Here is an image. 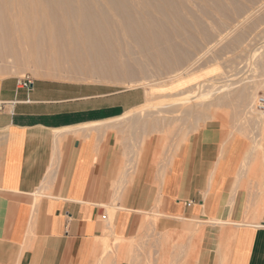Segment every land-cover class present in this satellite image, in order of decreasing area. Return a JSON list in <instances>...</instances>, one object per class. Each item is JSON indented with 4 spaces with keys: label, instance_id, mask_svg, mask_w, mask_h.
I'll return each mask as SVG.
<instances>
[{
    "label": "crops",
    "instance_id": "obj_1",
    "mask_svg": "<svg viewBox=\"0 0 264 264\" xmlns=\"http://www.w3.org/2000/svg\"><path fill=\"white\" fill-rule=\"evenodd\" d=\"M18 78L0 76V264H140L119 250L155 210L159 232L201 227L190 264H264V218L244 221L249 138L207 126L139 162L113 120L143 96Z\"/></svg>",
    "mask_w": 264,
    "mask_h": 264
},
{
    "label": "rangeland",
    "instance_id": "obj_2",
    "mask_svg": "<svg viewBox=\"0 0 264 264\" xmlns=\"http://www.w3.org/2000/svg\"><path fill=\"white\" fill-rule=\"evenodd\" d=\"M129 1L0 0V76L47 78L143 96L135 113L113 120L123 126V140L135 146L139 162L149 156L166 164L186 139L207 126L249 138L250 154L241 170L248 191L244 221L260 222L264 112L255 103L264 87V0ZM143 7L151 9L147 15ZM141 15L161 24L143 23ZM113 19H125L127 34L133 29L124 38L132 42L129 47L117 38L121 33ZM77 21L83 24L82 36L73 34ZM144 28L154 30L148 38L157 41L155 49L139 39ZM159 214L155 210L145 232L123 245V258L135 249L140 264H178L180 254L184 259L195 249L200 226L193 232L162 233ZM193 259L189 255L183 264Z\"/></svg>",
    "mask_w": 264,
    "mask_h": 264
},
{
    "label": "bare ground",
    "instance_id": "obj_3",
    "mask_svg": "<svg viewBox=\"0 0 264 264\" xmlns=\"http://www.w3.org/2000/svg\"><path fill=\"white\" fill-rule=\"evenodd\" d=\"M128 1H129V0H128ZM129 2H130V1H129ZM136 2H138V1H136ZM143 2H144V0H143ZM20 3H21L20 5H22V7H23L24 3H23V2H20ZM133 3H134V2H133ZM139 3H140V2H139ZM144 3H145V2H144ZM127 4H128V3H127ZM142 4H143V3H142ZM130 5H131V4H130ZM130 5H129V6H130ZM137 5L139 6L138 3H137ZM140 5H141V3H140ZM261 5H262V4H261ZM118 6H119V5H118ZM125 6H126V4H125ZM134 6H135V5H134ZM138 6H137V7H138ZM143 6H144V4H143ZM145 6H146V4H145ZM121 7H122V6H121ZM135 7H136V6H135ZM159 7H160V6H159ZM115 8H117V7H115ZM131 8H132V5H131L130 9H131ZM138 8H139V7H138ZM143 8H144V7H143ZM20 9H21V8H20ZM146 9H147V8H144L145 12H144V11H143V12L146 13V15H147V13H149V12H147L148 9H149V10H151V9L148 8L147 11H146ZM21 10H22V9H21ZM116 10H117V9H116ZM132 10H134V8H132ZM136 10H137V9H136ZM139 10L142 12V10H143L142 7H141V9H139ZM253 10H254V9H253ZM75 12H76V11H75ZM138 12H139V11H138ZM118 13H119V12H118ZM129 13H131V12H129ZM129 13H128V14H129ZM135 13H136V12H135ZM153 13H155V12H153ZM158 13H159V12H158ZM160 13H161V12H160ZM164 13H165V12H164ZM131 14L134 15L133 13H131ZM138 14H139V13H138ZM140 14H141V13H140ZM140 14H139V15H140ZM155 14H157V13H155ZM161 14H162V13H161ZM132 15H131V16H132ZM135 15L137 16V14H135ZM146 15H144V16H146ZM148 15H149V14H148ZM165 15H166V14H165ZM141 16H142V15H141ZM149 16H151V15H149ZM127 17L130 18V16H127ZM132 17H133V16H132ZM132 17H131V18H132ZM146 17H147V16H146ZM152 17H156V16H154V14H153ZM163 17H164V16H163ZM131 18H130V20H131ZM133 18H134V17H133ZM138 18H139V17H138ZM138 18H137V19H138ZM149 18H150V17H149ZM149 18H148V19H149ZM140 19H141V18H140ZM140 19H139V21H142V20H143V23H149V22L151 21V20H150L151 18L149 19L150 21H148V22H146L147 20L144 21L145 18L143 19V16H142V20H140ZM155 19H156V18H154V21H155ZM157 19H158V18H157ZM123 20L125 21V19H123ZM130 20H127V21H128V22L130 23V25H131L133 21L130 22ZM152 20H153V18H152ZM237 20H238V19H237ZM237 20H236V21H237ZM112 21H113V22H112L113 25L119 30V33H121L120 36L117 37V38H120V39H121V43L124 42V43L122 44L123 46L127 45V46L129 47V45H131L132 42H131V41L129 42V41H127V40L125 41L124 38H127V37L129 36V34L133 31V29H132V31L130 30L131 32L129 31L128 34H127V31H125L126 29L123 30V29H124V23H123L124 21H122V22L120 21V22H119V20H116V19H113ZM242 21H244V20H242ZM156 22H158V20H157ZM159 22H160V24H161V21H159ZM110 23H111V22H110ZM112 23H111V24H112ZM135 23H136V22L134 21L133 24H135ZM137 23H138V22H137ZM137 23H136V24H137ZM140 23H141V22H140ZM140 23H138V24H140ZM143 23H141V24H143ZM151 23H152V24H155V23L152 22V21H151ZM167 23H168V22H167ZM136 24H135V26H136ZM138 24H137V26H138ZM141 24H140V25H141ZM149 24H150V23H149ZM149 24H147V25H149ZM158 24H159V23H158ZM158 24H157V25H158ZM160 24H159V25H160ZM82 25H83V24H81L79 21H77V22L72 26L73 34H77L78 36H82V35H83V31H82V30H83V26H82ZM145 25H146V24H145ZM155 25H156V24H155ZM157 25H156V26H157ZM132 26H133V25H132ZM142 26H143V25H142ZM151 26H152V25H151ZM151 26H149V27H151ZM138 27H139V26H138ZM103 28H104V27H103ZM113 28H114V27H113ZM129 28H130V26H129ZM140 28H141V27H140ZM146 28H147V26H146ZM146 28H144L145 30L143 29V31H141V32L139 33V36H138V37H139V39H141V40H145V39H146V44H148V43L151 44V45H149L150 48H151V49H155L156 47H158L157 41H154L153 39H151L152 37H151V38H148V37L151 36L150 34H152V33H153L152 31H154V30H151L152 28H151V29H146ZM156 28H158V30H161V29H162L161 27H160L161 29H159V27H156ZM135 29H138V31L140 30V29L137 28V27H136ZM112 31H113V30H111V32H112ZM138 31H137V32H138ZM123 32H125V34H124ZM158 32H160V31H158ZM161 32H163V30H161ZM163 33H164V32H163ZM155 34H156V33H155ZM159 34H160V33H159ZM68 35H71V34H68ZM112 35H113V34H111V36H112ZM10 36H11V35H10ZM117 36H118V34H117ZM163 36H164V35H163ZM165 36H166V33H165ZM225 36H226V35H225ZM68 37H69V36H67V38H68ZM153 37L156 38V37H158V35H157V36H153ZM167 37H168V36H167ZM220 37H221V36H220ZM147 38H148L149 40H148ZM112 39H114L113 36H112ZM160 39H161V38L157 39L158 42H159ZM220 39H221V38H220ZM220 39H219V40H220ZM115 40H116V39H115ZM147 40H148V41H147ZM132 41H133V40H132ZM138 41H139V40H138ZM133 42L135 43V41H133ZM139 42H140V41H139ZM143 42H144V41H143ZM165 42H166V41H165ZM215 42H216V41H215ZM13 43H14V42H13ZM116 43H118V42H116ZM141 43H142V41H141ZM159 43H160V42H159ZM218 43H219V42H218ZM144 44H145V42H144ZM214 44H215V43H214ZM216 44H217V43H216ZM134 45H135V44H134ZM127 46H126V47H127ZM140 47H141V46H140ZM120 48H121V45H120ZM130 48H131V47H130ZM122 50H124V49H120V51H122ZM259 53H260V52H259ZM128 54H129V53H128ZM175 78H176V77H175ZM181 78H182V77H181ZM176 79H177V78H176ZM178 79H179V78H178ZM207 80H208V79H207ZM199 83H200V82H199ZM192 85H193V84H192ZM203 86H204V85H203ZM198 88H199V87H198ZM199 90H200V89H199ZM203 90H204V89H203ZM182 91H183V90H182ZM188 91H189V90H188ZM196 91H197V89H196ZM187 93H188V92H187ZM147 94H150V97H151V95L153 94V92H151V91L149 90V93H147ZM181 96H182V95H181ZM195 96H196V95H195ZM179 97H180V96H179ZM150 99H151V98H150ZM177 99H178V98H177ZM148 100H149V99H148ZM154 100H155V99H154ZM149 101L152 102L151 100H149ZM178 101H179V100H178ZM146 102H147V101H146ZM159 102H160V101H159ZM165 102H166V101H165ZM147 103H148V102H147ZM157 103H158V101H157ZM142 104H143V103H142ZM148 104H149V103H148ZM150 105H151V104H150ZM152 105H154V103H153ZM158 105H159V104H158ZM158 105H157V106H158ZM160 106H161V105H160ZM164 106H165V105H164ZM144 108H145V107H144ZM135 109H137V108L135 107ZM132 111H133V109H132ZM130 112H131V111H130ZM130 112H128V113H130ZM133 112L135 113V111H133ZM250 112H251V111H250ZM253 112H254V111H253ZM124 117H126V116H124ZM245 163H246V162H245ZM243 165H244V164H243ZM243 165H242V167H244ZM245 165H246V164H245ZM241 170H242V169H241ZM211 220H212V219H211ZM213 220H214V219H213ZM215 222H217V221H215ZM217 224H218V223H217ZM256 226H257V225H256ZM232 236H233V235H232ZM234 237H235V236H234Z\"/></svg>",
    "mask_w": 264,
    "mask_h": 264
},
{
    "label": "built area",
    "instance_id": "obj_4",
    "mask_svg": "<svg viewBox=\"0 0 264 264\" xmlns=\"http://www.w3.org/2000/svg\"><path fill=\"white\" fill-rule=\"evenodd\" d=\"M35 79L30 76H23L18 78V87L19 88H26L28 90L32 89L34 86ZM2 102H0L1 104ZM255 108L260 111L264 112V94H259L256 103Z\"/></svg>",
    "mask_w": 264,
    "mask_h": 264
}]
</instances>
